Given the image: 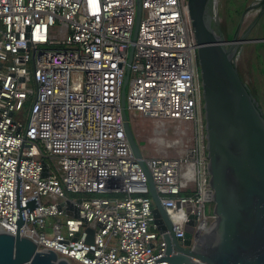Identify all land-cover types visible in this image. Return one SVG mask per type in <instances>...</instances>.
Instances as JSON below:
<instances>
[{
    "label": "built area",
    "instance_id": "1",
    "mask_svg": "<svg viewBox=\"0 0 264 264\" xmlns=\"http://www.w3.org/2000/svg\"><path fill=\"white\" fill-rule=\"evenodd\" d=\"M142 11L134 42L137 0H0V230L20 229L38 248L79 264H172L125 127L122 91L132 44L128 110L192 128L191 144L178 157L144 156L175 235L184 237L192 215L194 244L213 228L188 0H142ZM23 110L25 126L17 118ZM67 193L109 196L79 203ZM77 207L78 217L67 214Z\"/></svg>",
    "mask_w": 264,
    "mask_h": 264
},
{
    "label": "water",
    "instance_id": "2",
    "mask_svg": "<svg viewBox=\"0 0 264 264\" xmlns=\"http://www.w3.org/2000/svg\"><path fill=\"white\" fill-rule=\"evenodd\" d=\"M218 0H188L198 43V63L203 87L207 171L216 220L213 228L194 244L196 216L178 238L147 167L141 145L125 107L130 65L122 91L125 127L133 151L148 178L154 199V216L166 242L165 259L172 264H264V110L248 88L237 67L241 48L264 13V0L245 8L231 39L218 30L215 8ZM262 6L249 29L240 36L250 9ZM142 0H137L141 16ZM45 172L48 167L44 161ZM82 199L78 200L81 203ZM20 207L19 228L25 220ZM35 204L30 205L33 210ZM79 216V208L67 209ZM89 242L94 231L89 229ZM38 243L20 234L0 230V264H79L68 255L38 248Z\"/></svg>",
    "mask_w": 264,
    "mask_h": 264
},
{
    "label": "rangeland",
    "instance_id": "3",
    "mask_svg": "<svg viewBox=\"0 0 264 264\" xmlns=\"http://www.w3.org/2000/svg\"><path fill=\"white\" fill-rule=\"evenodd\" d=\"M262 0H218L215 8L216 17L218 21V30L223 33L226 39H229L228 33H234L237 27L242 11L246 6H255ZM242 9V10H241ZM263 7L258 6L251 9L245 17V22L242 26L240 34L249 27L254 19L262 11ZM241 10V12H239ZM146 12L142 11L141 16L136 14L134 24L132 27V41H137L141 22ZM57 32V26L54 27ZM252 40H261L259 42L252 41L245 43L240 51L237 60V67L240 71L241 77L247 84L248 88L258 99L260 106L264 110V47L259 48L258 43L264 41V13L260 18L258 24L254 27L251 34L248 36ZM54 46H41V48H53ZM136 45L132 44L128 52V62L132 63L135 56ZM31 83L29 84V86ZM128 89L126 88L125 107L127 114L130 116L131 126L136 134L137 140L144 142L141 145V150L146 157L151 156H168L178 157L182 152L191 144L192 128L190 123L181 122L169 119H154L145 117L138 112H130L128 110ZM27 111L23 110L17 114L20 117L24 126L27 124L26 120ZM176 140L182 142L168 146ZM58 166V162H54V167ZM71 198H92V197H105L109 194L105 193H91V194H74L67 193ZM210 206H214L211 202L207 205V213H209Z\"/></svg>",
    "mask_w": 264,
    "mask_h": 264
},
{
    "label": "trees",
    "instance_id": "4",
    "mask_svg": "<svg viewBox=\"0 0 264 264\" xmlns=\"http://www.w3.org/2000/svg\"><path fill=\"white\" fill-rule=\"evenodd\" d=\"M241 10H242V9H241ZM241 10H240L239 12H241ZM227 35H228L229 39H230V38H232V36H233V34H232V33H228ZM258 46H259V48H262V47H264V41H263V42H260V43H258Z\"/></svg>",
    "mask_w": 264,
    "mask_h": 264
},
{
    "label": "flooded vegetation",
    "instance_id": "5",
    "mask_svg": "<svg viewBox=\"0 0 264 264\" xmlns=\"http://www.w3.org/2000/svg\"><path fill=\"white\" fill-rule=\"evenodd\" d=\"M247 7H249V6H246V8H247ZM244 10H245V9H244ZM244 10H243V11H244ZM243 11H242V12H243ZM250 11H251V9H250L248 12H250ZM247 14H248V13H247ZM244 22H245V21H244ZM251 24H252V23H251ZM251 24H250V25H251ZM250 25H249V27H250ZM249 27H247V29L244 31V33L249 29ZM235 30H236V28H235ZM234 33H235V32H234ZM234 33H232V34L234 35ZM244 33L240 34V36L243 35ZM250 34H251V33H250ZM232 37H233V36H232ZM230 39H231V38H230Z\"/></svg>",
    "mask_w": 264,
    "mask_h": 264
},
{
    "label": "bare ground",
    "instance_id": "6",
    "mask_svg": "<svg viewBox=\"0 0 264 264\" xmlns=\"http://www.w3.org/2000/svg\"><path fill=\"white\" fill-rule=\"evenodd\" d=\"M178 142V140L174 141V143Z\"/></svg>",
    "mask_w": 264,
    "mask_h": 264
}]
</instances>
